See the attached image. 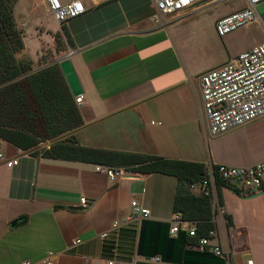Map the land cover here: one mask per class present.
<instances>
[{"label":"crops","instance_id":"obj_1","mask_svg":"<svg viewBox=\"0 0 264 264\" xmlns=\"http://www.w3.org/2000/svg\"><path fill=\"white\" fill-rule=\"evenodd\" d=\"M21 2L17 0L13 8L23 35L24 49L19 56L27 55L36 69L57 63L73 99L82 96V103L76 106L84 127L73 133L79 146L204 165L247 167L264 160V118L210 137L197 80L203 71L264 41V0L255 8L254 22L221 38L215 33V20L243 8L245 0L216 3L221 7L212 13L207 34L197 32L196 46L204 48L206 42L214 40L224 50L204 69L189 62L187 42L174 25L188 12L154 23L152 0H84L85 13L59 27L43 0ZM56 35L61 42L59 49ZM152 113L159 120L150 124L164 126L166 131L187 130L195 120L204 125L194 142L181 140L179 148L172 147L174 140L167 134L159 141L160 137L148 133L143 143L138 136L139 125L133 129L123 126L117 132L101 127L104 144L93 145L87 134L85 142L77 138L105 120L125 122L135 117L142 121ZM121 137H125L122 144L128 142L129 146H116L114 140ZM50 144L40 147L48 149ZM0 154V264H40L47 258L51 264H181L162 259L154 263L148 261L151 257L137 254L144 220L125 222L131 215L132 199L150 211V218L145 220L170 222L175 215L174 176L137 173L113 183L96 170L98 164L34 156L1 138ZM13 158L17 163L7 167L4 161ZM262 191L246 198L248 192L228 184L213 188L216 231L211 240L220 246L225 264H264ZM80 198L86 199L87 205L72 210L83 207ZM224 215L230 216L231 226L226 225ZM114 221L120 226L112 228ZM102 233H106L104 238ZM76 239L80 242L74 245Z\"/></svg>","mask_w":264,"mask_h":264},{"label":"trees","instance_id":"obj_2","mask_svg":"<svg viewBox=\"0 0 264 264\" xmlns=\"http://www.w3.org/2000/svg\"><path fill=\"white\" fill-rule=\"evenodd\" d=\"M16 2L0 0V138L34 156L174 176L173 213L180 215L181 221L192 224L196 235L179 231L170 237L169 222L144 220L140 225L137 254L145 257L158 254L164 261L181 264H225V259L196 248L199 239L211 238L209 233L216 231L212 198L189 191V185L203 177L205 165L79 146L72 131L83 121L58 64L52 62L34 69L27 55L19 56L24 44L13 15ZM62 32L71 45L66 30ZM54 40L59 49V37L56 35ZM47 140L50 147H40ZM221 186L225 183L217 180L216 188ZM218 204H221L219 195ZM224 219L231 226L230 216L224 215Z\"/></svg>","mask_w":264,"mask_h":264},{"label":"built area","instance_id":"obj_3","mask_svg":"<svg viewBox=\"0 0 264 264\" xmlns=\"http://www.w3.org/2000/svg\"><path fill=\"white\" fill-rule=\"evenodd\" d=\"M47 11L53 16L59 27L66 22L80 17L86 11L84 0H43ZM263 0H245V6L234 12L217 18L214 30L218 37H223L239 28L245 27L256 19V6ZM202 0H152L154 13L152 19H176L185 13L198 8ZM200 92L202 114L207 133L216 137L233 129L246 125L252 121L264 118V41L250 50L239 54L233 59L207 69L197 77ZM76 105L82 103V96L75 97ZM0 159L3 156L0 154ZM5 165L10 167L17 163V159L5 160ZM97 171L104 172L113 183L121 178H132L136 172L124 167H110L96 165ZM234 186L239 191L249 194L260 192L264 189V160L247 167H234L224 164H206L203 177L189 185V191L197 196L211 197L216 181ZM83 207L87 205L84 198H80ZM131 215L125 222L133 219L145 220L150 218V211L141 206L140 201H130ZM169 235L175 237L179 231H185L189 236H195L194 226L181 221L180 215L175 214L169 222ZM120 224L113 222L112 228ZM214 232H210L212 238ZM106 233L101 234L104 238ZM211 238L198 240L197 249L206 250L213 255L225 259L220 246L212 242ZM80 241L76 239L73 244ZM160 263L161 258L154 256L148 259ZM23 264H30L24 262ZM40 264H51L44 259ZM108 264H124L111 262ZM247 264H252L247 261Z\"/></svg>","mask_w":264,"mask_h":264},{"label":"rangeland","instance_id":"obj_4","mask_svg":"<svg viewBox=\"0 0 264 264\" xmlns=\"http://www.w3.org/2000/svg\"><path fill=\"white\" fill-rule=\"evenodd\" d=\"M219 1L221 0L203 1L201 2V5L198 6V8H196L195 10H191L190 12L185 14L184 15L185 19H183L180 22H178L177 19L175 20L176 23L174 25L177 28L179 35L181 37H184L183 39L186 40L187 42L186 44L188 45L186 48V57L195 68L204 69L206 67L212 66L216 61L215 58L217 54L223 52L224 50L222 44H220L219 41H214V40L210 41V43L206 42L204 45V48L198 49V47L196 46L197 32L204 31V33L207 34V32L209 31L211 20H212V13L216 11L217 8L220 9L221 7L220 4L219 5L216 4ZM231 1L238 3L241 0H231ZM23 3H24V0H22L21 4ZM163 19H158L160 20L158 21V23H161V20ZM39 61L40 60H38L37 65L39 64ZM32 66L34 67L35 65L33 64ZM34 69H36V67H34ZM172 95H176V93L173 92ZM174 101L175 103H177V100H174ZM172 105H174V103H172ZM195 117L197 118L196 114H195ZM158 120H159V117L155 113H152L151 115L147 117L145 116L142 119V121H138L137 118L135 117L129 120L127 119L125 122L122 120L118 122L117 120L115 121L113 119H108L104 121V124H98L96 126H92L86 129L85 132L79 133L77 138L79 139L80 142H85L84 134H87L90 137V140L93 145L104 144L103 140H101L100 138V132H103L101 127L108 128L111 131L117 132L123 126H127L130 129L134 125H139V128H138L139 135L138 136H139L140 141H142L143 143L145 142V139L143 138H146L148 133L160 137L159 141H163L164 140L163 136L167 134V136L172 137L174 140V142L171 144L172 147L179 148L181 147V145H183V144H180L181 140L188 141V142L193 141L195 137L198 136L201 130V125L203 124V121H201L202 122L201 124L197 122V120H195L193 127L187 128V130L172 129V130L166 131L164 130V126H158V125L153 126L150 124L151 121L155 123V122H158ZM129 132L131 133L132 131L129 130ZM73 133L74 132H72V134ZM123 138L125 137H121L120 139L114 140L116 143H118V144L115 143L116 146H122V147L129 146L128 142H125L124 144H122V142L125 141V139ZM47 142H50V141L47 140L41 144H44ZM163 145L164 143L161 144L162 147ZM113 167H116V166H113Z\"/></svg>","mask_w":264,"mask_h":264},{"label":"water","instance_id":"obj_5","mask_svg":"<svg viewBox=\"0 0 264 264\" xmlns=\"http://www.w3.org/2000/svg\"><path fill=\"white\" fill-rule=\"evenodd\" d=\"M82 127H84V126H81V127L77 128V129H75L74 131H76V130L82 128ZM74 131H72V132H74ZM262 192H263V191H260V192H257V193H253V194L247 195L246 198H250V197L257 196V195L261 194ZM83 208H84V207H82V208H75V207H74V208H72V210H76V211H78V210H82ZM14 224H16V222L12 223V225H14Z\"/></svg>","mask_w":264,"mask_h":264}]
</instances>
